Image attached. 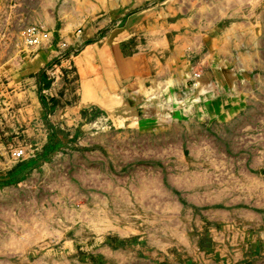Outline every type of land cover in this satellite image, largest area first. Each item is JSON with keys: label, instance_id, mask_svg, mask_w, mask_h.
<instances>
[{"label": "rangeland", "instance_id": "rangeland-1", "mask_svg": "<svg viewBox=\"0 0 264 264\" xmlns=\"http://www.w3.org/2000/svg\"><path fill=\"white\" fill-rule=\"evenodd\" d=\"M0 264H264V0H0Z\"/></svg>", "mask_w": 264, "mask_h": 264}, {"label": "built area", "instance_id": "built-area-1", "mask_svg": "<svg viewBox=\"0 0 264 264\" xmlns=\"http://www.w3.org/2000/svg\"><path fill=\"white\" fill-rule=\"evenodd\" d=\"M32 28H28L26 30V41L28 42V44L30 46H35L38 42V34L45 36L48 38V35L46 36V34H42L38 31H36V28L31 26ZM39 43V42H38ZM13 160L14 161H20L26 158V149H18L15 150L12 154Z\"/></svg>", "mask_w": 264, "mask_h": 264}, {"label": "bare ground", "instance_id": "bare-ground-1", "mask_svg": "<svg viewBox=\"0 0 264 264\" xmlns=\"http://www.w3.org/2000/svg\"><path fill=\"white\" fill-rule=\"evenodd\" d=\"M41 39V38H40ZM38 42H39V39H38ZM38 42H37V44H38Z\"/></svg>", "mask_w": 264, "mask_h": 264}, {"label": "crops", "instance_id": "crops-1", "mask_svg": "<svg viewBox=\"0 0 264 264\" xmlns=\"http://www.w3.org/2000/svg\"><path fill=\"white\" fill-rule=\"evenodd\" d=\"M17 26H19L18 23H17Z\"/></svg>", "mask_w": 264, "mask_h": 264}]
</instances>
